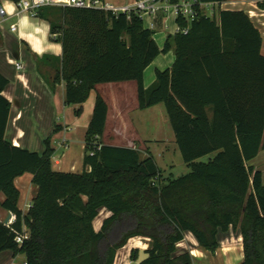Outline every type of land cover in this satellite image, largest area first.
<instances>
[{
    "label": "trees",
    "instance_id": "1",
    "mask_svg": "<svg viewBox=\"0 0 264 264\" xmlns=\"http://www.w3.org/2000/svg\"><path fill=\"white\" fill-rule=\"evenodd\" d=\"M226 1L197 0L218 8L210 16L197 4L190 26L177 18L189 31L169 35L163 48L137 14L38 11L51 25L52 41L62 46L52 88L65 83V104L75 107V115H82L97 86L136 82L139 110L165 107L190 172L165 177L150 153L143 159L138 149L105 145L109 108L101 95L85 137L83 172L56 171L51 138L42 155L6 141L11 103L2 93L9 80L0 74V211L15 216L10 226L0 219V254L24 255L25 264H114L119 250L142 237L151 247L141 262L139 250H132V263L195 264L179 248L186 234L202 252L216 255L220 234L232 230L243 239L240 264H264V172L252 165L264 151L263 40L248 14L220 9ZM170 51L173 66L158 70L145 88V70ZM25 174L38 188L26 213L15 185ZM102 209L111 216L96 232ZM24 231L29 238L19 245L16 237Z\"/></svg>",
    "mask_w": 264,
    "mask_h": 264
},
{
    "label": "crops",
    "instance_id": "2",
    "mask_svg": "<svg viewBox=\"0 0 264 264\" xmlns=\"http://www.w3.org/2000/svg\"><path fill=\"white\" fill-rule=\"evenodd\" d=\"M110 1L117 4L127 2L126 0ZM259 4H264V0H227L220 6V9L233 12L243 11L249 15L261 32L262 53L264 54V9ZM0 7L6 10L4 18L0 15V74L9 80V85L2 96L11 103L6 141L14 147L42 155L46 150L45 141L51 138V145L55 150L54 169L58 172L80 174L84 168L85 137L92 118L91 115L90 119L84 122L83 113L87 106V112L92 111L93 114L96 97L101 95L109 108L106 129L102 138L103 143L132 149H138L137 146H140L145 154L143 159L148 153L153 156L151 145L159 140H155L151 132L158 125L157 119L154 120V118L160 112L158 110L163 109V105L141 111L138 108L136 82L104 84L97 86L96 90L91 92L89 100L83 105L82 115L77 117L75 107L65 104V83L58 85L55 89L51 85L52 78L60 66L62 46L52 41L49 22L28 13H20L10 1H0ZM217 8L218 6H215L214 9ZM160 20H163L162 17ZM12 25H17V32L11 31ZM159 33L162 45L158 44L156 38L155 40L159 47L163 48L167 37L174 33ZM40 61L48 62L44 69L40 68ZM174 62V51L160 55L145 70V88L148 89L154 84L158 70L170 69ZM15 63L22 64L24 69L18 71ZM93 95L94 100H92ZM61 114L64 115L63 120L60 117ZM56 127H60L61 131L55 133ZM157 138L162 139L159 142H164L163 137L158 136ZM172 159L173 156L168 154L167 160L170 162L167 165L161 166L157 163L164 171L165 177L170 175L180 177L173 170ZM32 180L31 174H25L15 181L21 193L19 207L25 213L27 212L26 204L32 201L38 190ZM110 216L111 213L106 209L100 211L93 223L96 232L101 230L103 222ZM0 218L3 221L8 220L9 213L0 211ZM226 234V236L224 234L219 236L223 250L219 252L223 259L221 263H242L244 259L242 236L232 230ZM190 236L192 235L186 234V239H190L188 243L192 246V255L196 264H217L205 260L206 253L198 249L197 241ZM151 244V240L146 238L131 239L123 249L118 251L114 264H131L132 250L139 248L147 250ZM183 244L184 242L179 246ZM195 251L200 254L195 256L193 254ZM14 258L16 257L13 252H3L0 254V264H6Z\"/></svg>",
    "mask_w": 264,
    "mask_h": 264
},
{
    "label": "built area",
    "instance_id": "3",
    "mask_svg": "<svg viewBox=\"0 0 264 264\" xmlns=\"http://www.w3.org/2000/svg\"><path fill=\"white\" fill-rule=\"evenodd\" d=\"M199 4L197 0H181L177 4H172L170 0H130L128 2L117 4L110 0H20L18 3H14L15 7L20 13H28L33 17H37V13L41 8L59 7V8H72L80 10H96L102 11L112 16L118 17L120 15H126L130 18L133 14H137L145 23L146 16L149 18L145 27L156 31L157 23L162 19H165V30L169 29L166 24L168 20L173 19L176 23V19L182 17L186 23L190 26L196 18L197 11L195 6ZM201 9H210L214 12L216 5L199 4ZM0 15L2 18L6 15L4 7H0ZM212 16V15H210ZM189 26L181 28L176 24V33L187 34ZM13 33L18 31L17 25L11 26ZM16 69L21 71L24 66L20 63H15ZM31 208V202L26 204L27 211ZM25 213V212H24ZM15 221V216L9 213L8 223L10 226ZM29 238L26 231L23 234H19L16 237L17 244H23L24 240Z\"/></svg>",
    "mask_w": 264,
    "mask_h": 264
},
{
    "label": "rangeland",
    "instance_id": "4",
    "mask_svg": "<svg viewBox=\"0 0 264 264\" xmlns=\"http://www.w3.org/2000/svg\"><path fill=\"white\" fill-rule=\"evenodd\" d=\"M115 1H123V0H115ZM126 1L128 2L129 0H126ZM57 8H59V7H57ZM206 12L209 15H213V13H214V12H211V10L209 8L206 9ZM148 19L149 18L146 16L145 24L148 23ZM166 24L169 27V29H167V30H165V19H163L161 23H159V22L157 23L155 38H156V40L160 46L162 45V40L159 38V34H160L159 32H163L166 34H169V33L173 34L176 30V23L173 19L168 20ZM46 63H48V62L47 61H40L39 62L40 68L44 69L47 66V65H45ZM133 84H135V83H133ZM92 100H94V95L92 97ZM162 108H163V109H161L162 111L159 109L158 111H160V112L155 115L156 118H154V120L157 119L158 125L155 127V129L152 130L151 133L155 137L154 138L155 140L161 141L162 139H158L157 137L158 136L163 137L164 142L155 141L151 145V151H152L153 157L161 166L167 165L170 162L167 160L168 154L173 156V159H172V163H174L173 164L174 165L173 170H174L175 174H177L178 176H182V175L189 173L190 169L182 161V157L180 155L179 149L176 145V142H174V134H173L170 122H169L167 112L165 110V107H162ZM85 109H86V111L84 110L83 117H82L84 122H86L88 119H90V117L92 115V111L87 112V106L85 107ZM60 117L63 120L64 115L61 114ZM153 127H154V125H153ZM137 147L140 151L141 158L145 157V154L141 151V147L140 146H137ZM208 159L209 158L206 157V158L202 159V161H208ZM252 165L255 166L257 169L264 171V151H262V153L260 154L258 159L256 161H254L252 163ZM23 201H24V199H23ZM0 219L2 220V218H0ZM6 221H4V223ZM221 234H223V233H221ZM231 234H232V232H231ZM226 235L227 234H224V236H226ZM190 238H192V236H190ZM233 239H234V237H233ZM188 240H190V239H186L184 244L179 246V248L181 250L190 252L192 255V246L188 243ZM197 245H198V243H197ZM219 245H220V248H219V251L216 255L206 254L205 260L207 262L222 264L221 262L223 259H222V256L220 255L221 253H219V252H223V250H222V244L220 243ZM198 249L200 250L199 245H198ZM138 250L140 252L139 253V262H141L147 257V255L145 253H143V252H145V250H143L141 248H139ZM24 263H25V256L24 255H18V256H16V258L12 259V261L10 260V262H8L6 264H24ZM195 264H196V261H195Z\"/></svg>",
    "mask_w": 264,
    "mask_h": 264
},
{
    "label": "bare ground",
    "instance_id": "5",
    "mask_svg": "<svg viewBox=\"0 0 264 264\" xmlns=\"http://www.w3.org/2000/svg\"><path fill=\"white\" fill-rule=\"evenodd\" d=\"M193 254L195 255V256H198V254H200L199 252H193Z\"/></svg>",
    "mask_w": 264,
    "mask_h": 264
},
{
    "label": "water",
    "instance_id": "6",
    "mask_svg": "<svg viewBox=\"0 0 264 264\" xmlns=\"http://www.w3.org/2000/svg\"><path fill=\"white\" fill-rule=\"evenodd\" d=\"M9 220V219H8ZM8 220L5 222V224H7L8 223Z\"/></svg>",
    "mask_w": 264,
    "mask_h": 264
}]
</instances>
